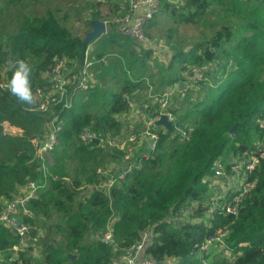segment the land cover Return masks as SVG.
I'll return each instance as SVG.
<instances>
[{"label":"trees","instance_id":"trees-1","mask_svg":"<svg viewBox=\"0 0 264 264\" xmlns=\"http://www.w3.org/2000/svg\"><path fill=\"white\" fill-rule=\"evenodd\" d=\"M26 3L0 0V69L8 68L9 84L18 62L24 61L31 69L35 96L36 89L46 86L42 74L55 59L80 61L84 49L93 45L94 86L67 110H61L58 103L41 111L36 96L35 103L27 105L18 101L10 88L0 91V211L5 201L19 194L21 186L43 180L33 139L46 133L53 118L55 124L61 121L62 125L58 146L46 155L50 176L29 203L32 217L26 219L30 227L27 247H17V236L0 227V264H111L123 249L139 241L144 231L151 234L146 251L158 264H202L203 260L208 264H264V159L249 175L253 187L236 214L214 215L211 227L169 221L185 205L208 202L214 189L202 180L210 174L215 159L228 161L248 154L254 149V135L264 140V129L258 126L264 116V0H162L147 27L148 37L152 38L154 27L161 29L169 13L180 23L192 24L213 12L215 6L221 12L218 22L222 28L214 38L215 51L205 47V42L187 51L175 49L167 65L158 66L155 83L152 71L144 75L147 53L135 52L128 38L111 30L82 47L84 37L66 26L67 9L61 17L48 7L31 14L32 5L24 8ZM110 10L118 13L117 3ZM95 20L104 21L105 14L86 15V33ZM189 66H208L212 70L207 69L206 75H225L215 89L187 91L184 99H176V106L173 99L170 109L177 120L194 125L190 139L179 143L168 131H159L156 149L140 170L108 194L95 190L96 170L111 154L103 148L81 147L80 130H95L100 137L121 136L122 123L116 117L128 115L126 98L146 102L148 85L153 83L151 93H162ZM182 110L187 114H179ZM235 124L237 136H231L229 130ZM111 214L117 220L114 242L107 245L100 238ZM223 226L228 229L225 247L238 253L232 262L221 255L194 253L196 244ZM39 231L46 239L38 238ZM240 243L246 245L237 247ZM67 252L75 258L70 259Z\"/></svg>","mask_w":264,"mask_h":264},{"label":"built area","instance_id":"built-area-1","mask_svg":"<svg viewBox=\"0 0 264 264\" xmlns=\"http://www.w3.org/2000/svg\"><path fill=\"white\" fill-rule=\"evenodd\" d=\"M119 11L109 20L102 21L104 32L114 30L117 34L128 38L131 43V48L135 52H140L152 47V43L146 34V28L158 11L162 0H116ZM120 7L122 10L120 11ZM95 61L90 56V50H85L82 59L68 60L65 58L55 59L48 71L42 74V78L46 81V86L38 88L35 91V96L38 101V109L46 111L48 104L61 103V110H67L71 107L72 102L88 93L93 87L92 67ZM198 66H191L189 73L184 75L180 80H176L169 90L155 95L151 104L154 106L151 110V115H148L150 107L149 96L153 93H148V103L145 106L146 112L135 111L136 103L131 102L126 98L129 107V112L126 118L117 116L116 120L120 121L123 126L128 127L130 136L128 141L135 145V150L138 152L136 158L130 159L131 150L127 151L128 155L124 158V165L116 169L108 175L109 172L103 170L96 171L97 182L92 186L95 190H101L105 193L109 191L121 180H124L135 170L142 168L143 162L150 159L156 149L158 142V132L166 133L167 130L163 126H158L157 121L161 116H165L167 121L171 123L172 131L169 132L179 141H187L190 139V133L193 129L191 124L179 122L175 114L171 111L173 99L176 97L174 88L178 89L179 84L184 86L180 98L185 97V93L189 89L198 90L192 79H198V75L204 81L206 71ZM209 70V67L207 66ZM8 68L3 66L0 69V91H5L9 88ZM225 75H223L224 78ZM192 78V79H191ZM210 79V78H208ZM222 78L215 80L212 84L215 88L221 82ZM180 88V87H179ZM181 88V89H182ZM135 111V112H134ZM140 114H139V113ZM143 114V115H141ZM150 114V113H149ZM56 121L53 118L47 125L46 133L42 137L33 139L35 148V157L39 160L43 180L40 182L29 181L19 188V194L12 199L5 201L0 211V227L12 231L19 240V248H26L29 241L30 227L26 222L27 218L32 217V212L29 210V203L37 198L39 191L44 187L47 181L48 174L46 165V155L51 153L59 144L58 133L61 130V121ZM143 125L145 128L142 131L131 132L136 126ZM258 126L264 129V116L258 121ZM81 147L86 149L103 148L108 151L112 157L116 156L117 151H122L125 142L118 136L100 137L95 130L84 128L77 135ZM121 138V137H120ZM98 140L95 144L94 141ZM143 145V149H141ZM254 149L243 156L233 157L228 161H224L219 157L215 159L211 165V172L206 176L202 183L210 185L214 192L206 203H193L185 205L175 212L169 221L176 225L184 223H198L205 227L213 225L214 215L221 214L227 216L236 214L239 205L243 198L250 192L253 183L248 181L249 175L258 165L260 159H264V140L260 135L253 137ZM139 148L141 149L139 151ZM226 166L228 167L226 169ZM107 170V169H106ZM61 180H63L61 178ZM69 183V179H66ZM117 219L111 214L106 222L105 231L102 234L100 241L103 244H112L114 242L113 228ZM228 229L226 226L218 228L213 234L206 236L200 244L195 245L194 253L203 256L204 254L211 256L221 255L227 262H232L238 253L225 247L224 239L227 236ZM151 237L150 231H144L141 234L139 241L130 247L123 249L116 262L111 264H158L157 259L147 253V245ZM246 243H240L237 247H244ZM16 249V246H14ZM3 258H0V263ZM202 264H208L206 260Z\"/></svg>","mask_w":264,"mask_h":264},{"label":"rangeland","instance_id":"rangeland-1","mask_svg":"<svg viewBox=\"0 0 264 264\" xmlns=\"http://www.w3.org/2000/svg\"><path fill=\"white\" fill-rule=\"evenodd\" d=\"M26 1L28 3L24 5V8L29 9L30 8L29 3H30L32 5L31 8L29 9L31 11V14H35L37 9L38 10L41 9V12H42L45 8L48 7V9H51L54 12L56 17H59V16L61 17L63 15V11L67 9V12L69 15L66 17L67 18L66 26L70 28L73 33H78L79 36L81 37H84L86 35V31L84 27L85 22L83 21V20L86 21V15H91V14H94L95 12H99V14L101 15L105 14V20H109L111 17L117 14V13L111 14L112 12L110 9L114 7V2L119 3L116 0H42V3H37V4L33 3L34 1H31V0H26ZM60 7L62 8V11L59 12L58 9ZM215 7L216 8L213 12L209 11L206 17L192 24H185L183 22L180 23L178 22L179 18L176 15L172 13L167 14L166 19L164 18V22H163V25L161 26V29L158 30L155 27L152 29L153 36L152 38L149 37L152 43V47L146 50H142L148 55V58H146V61H145L146 71L144 72H146V74L144 75L148 76L150 72L152 71L151 72L153 75L152 82L155 83V81L159 78L158 66L164 68L167 65V63L170 61L172 52L175 51V49L178 51L179 50L187 51L194 44L205 42V47H207L211 51H215L216 46H215L214 38L216 35L220 33V30L222 28L220 26V23L218 22L221 12L219 11V7L217 6ZM121 10L122 8L120 7V11ZM147 29L148 28H146V32H147ZM91 48L89 47L85 48L84 51L90 50L91 52ZM189 68L190 66L187 67V69ZM209 69L212 70L211 68ZM206 70H207V66H205L204 70L202 71H206ZM188 73H189V70H183L182 73H180L177 76L176 80L182 79L184 75H187ZM207 77L210 79L203 76V79H205L204 81L200 78L199 75H198V79L191 78L194 85L197 86V89L200 90L201 92H204L206 87H210V88L214 87L211 81L213 80V78L215 80H218V75H213L211 73L207 75ZM153 83L148 85L149 92H148V89H146L144 93H147V94L150 93ZM172 85L170 87H172ZM170 87L168 88L170 89ZM168 88L167 90H169ZM181 88L179 87L178 89L174 88L176 97L174 99L175 102L173 103V106L177 105L176 103L177 101L184 99V98H180L179 96L182 94V90L184 89V86L182 89ZM215 88H212V89H215ZM188 91H192V90L189 89ZM155 95H158V94H152L151 96H149L150 103L148 104V106L150 107V110H152V108L154 107L151 104V102ZM202 96H203V93H200V97ZM147 103H148V100H146V102L143 101V103L142 101L136 102L135 111H138V110L141 111L142 109H144L146 112L147 109L145 108V106L147 105ZM179 114H187V111L182 110L180 111ZM188 124H191L192 127L194 126L192 123H188ZM121 126H122V134H121L122 137L120 135H116V136H118V138L122 140V143L125 142V145L122 147L123 149H120L122 151L115 152L116 156L115 157L111 156V158L107 160L106 164L98 167L96 171L103 170L105 172H109L108 175H110L115 170V168L116 169L121 168V166L124 165V158L128 156L126 155L128 150H131V154L129 155V158L130 159L132 157L134 159L136 158L138 149L136 151L135 145H133L132 143L128 141V139H130L129 138L130 131L127 130L128 127L123 126V125ZM144 128L145 126L139 125L136 129H133V130H136L139 132V131H142ZM11 131L15 132L14 129H11ZM171 137H173L172 134H171ZM178 142L180 143L181 141L178 140ZM141 147H142L141 149H143V145H141ZM141 149L139 148V151ZM62 179H66V178H62ZM38 238L41 240L46 239L44 234L41 233L40 231L38 232ZM35 251L34 253H37V251L36 252ZM0 258H3V257L0 255Z\"/></svg>","mask_w":264,"mask_h":264},{"label":"clouds","instance_id":"clouds-1","mask_svg":"<svg viewBox=\"0 0 264 264\" xmlns=\"http://www.w3.org/2000/svg\"><path fill=\"white\" fill-rule=\"evenodd\" d=\"M31 69L24 61L18 62V67L13 73L9 84L10 92L18 101L23 104L32 105L35 103V97L32 93L30 83Z\"/></svg>","mask_w":264,"mask_h":264},{"label":"water","instance_id":"water-1","mask_svg":"<svg viewBox=\"0 0 264 264\" xmlns=\"http://www.w3.org/2000/svg\"><path fill=\"white\" fill-rule=\"evenodd\" d=\"M104 30H105V28H104V25H103L102 21L95 20L91 24V30L88 31L86 33V35L84 36V39H83V41L81 43L82 47H84L86 44H89V43L94 42L97 39H99L101 37V35L103 34ZM179 87L181 88L182 85L179 84ZM157 125L158 126H163L168 132L172 131L171 123L169 121H167V118L165 116H161L160 117V119L157 121ZM236 127H237V124L233 125L231 127V129L229 130V134L231 136H237ZM94 143L97 144L98 140H95ZM67 256L70 259H74L75 258V256L70 254L69 252H67Z\"/></svg>","mask_w":264,"mask_h":264},{"label":"crops","instance_id":"crops-1","mask_svg":"<svg viewBox=\"0 0 264 264\" xmlns=\"http://www.w3.org/2000/svg\"><path fill=\"white\" fill-rule=\"evenodd\" d=\"M114 3H116V2H114ZM111 30H108V32H110ZM102 35H105V34H102ZM101 35V36H102ZM91 47H93V46H89V48H91ZM91 51H93V48H91Z\"/></svg>","mask_w":264,"mask_h":264}]
</instances>
